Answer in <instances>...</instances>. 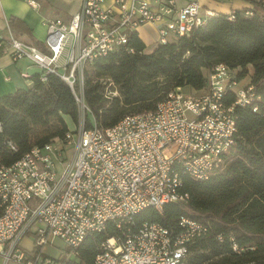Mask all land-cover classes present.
<instances>
[{
  "label": "built area",
  "instance_id": "1",
  "mask_svg": "<svg viewBox=\"0 0 264 264\" xmlns=\"http://www.w3.org/2000/svg\"><path fill=\"white\" fill-rule=\"evenodd\" d=\"M249 1L246 15L253 4L264 11V0ZM218 13L202 0H80L68 20L43 17L45 49L9 33L0 39V55L27 57L41 80L49 73L62 78L84 112V70L97 56L126 43L143 25L154 27L156 46L189 35ZM224 13L232 18L234 9ZM233 70L218 63L201 89L170 90L153 110L126 114L112 126L80 123L63 138L0 163L3 264H67L87 235L108 224L116 234L101 244L93 264H188L190 247L208 234V222L182 215L170 229L157 221L136 224L133 216L147 207L160 211L169 202H188L183 175L203 180L223 163L235 141L234 104L254 96L251 85H238ZM106 81L105 93L118 94ZM227 91L234 94L231 103ZM6 144L16 150L10 140ZM26 233L33 236L30 247L21 242ZM229 238L233 251L244 249ZM56 239L65 247L58 256L43 248Z\"/></svg>",
  "mask_w": 264,
  "mask_h": 264
},
{
  "label": "trees",
  "instance_id": "2",
  "mask_svg": "<svg viewBox=\"0 0 264 264\" xmlns=\"http://www.w3.org/2000/svg\"><path fill=\"white\" fill-rule=\"evenodd\" d=\"M245 9H234L232 18L220 12L189 35L150 51L133 32L126 43L97 56L84 74V125L94 121L108 127L126 114L153 110L170 90L203 88L218 63L238 68L237 79L252 67L248 84L254 96L247 104H234L235 141L223 163L203 180L183 175L188 202H169L160 211L147 207L133 216L136 224L157 221L170 229L177 228L182 215L208 222V234L190 247L188 264H264V11L253 8L246 15ZM13 20L24 25L12 17L9 27L21 26ZM107 77L118 94L105 93ZM225 99L233 102L234 94L227 91ZM65 116L78 123L81 111L69 85L53 73L46 80L35 73L26 88L0 96V163L10 164L34 145L63 138L69 130ZM8 140L16 150L7 146ZM115 234L108 224L104 231L87 235L67 264H93L101 244ZM230 235L242 251L231 249Z\"/></svg>",
  "mask_w": 264,
  "mask_h": 264
},
{
  "label": "crops",
  "instance_id": "3",
  "mask_svg": "<svg viewBox=\"0 0 264 264\" xmlns=\"http://www.w3.org/2000/svg\"><path fill=\"white\" fill-rule=\"evenodd\" d=\"M40 0H35L37 3L36 7L28 4L27 0H0V39L6 38L9 33L23 40L24 42L33 44L41 49L44 47V38L46 35V25L43 22V17L45 15L39 9ZM206 5L219 9L220 12H227L230 9L248 7L250 5L249 0H223L218 3L215 0H202ZM80 0L73 9L70 10L68 16L60 17L63 20H68L71 14H73L78 6ZM16 17L21 20L24 25L18 21L13 23H18L19 25H14V27H9V19ZM154 27L152 25L146 24L138 29L139 37L145 43V51H150L154 48L151 44L152 38L155 36ZM150 41V44L147 43ZM146 44L149 46L147 47ZM152 45V46H151ZM37 66H35L27 57H20L13 59L8 54L0 55V96L15 91L19 88H26L31 83V76L35 73H39ZM238 68H234L233 73H237ZM252 72V67L248 65V73L244 77H247L245 84L249 83V77ZM242 77V78H244ZM240 78V79H242ZM239 79V80H240ZM238 80V81H239ZM193 90L190 86H183L180 90ZM23 244V243H22ZM24 245V244H23ZM31 245V241H30ZM24 245L25 247H30ZM0 264H3V258L0 255Z\"/></svg>",
  "mask_w": 264,
  "mask_h": 264
},
{
  "label": "rangeland",
  "instance_id": "4",
  "mask_svg": "<svg viewBox=\"0 0 264 264\" xmlns=\"http://www.w3.org/2000/svg\"><path fill=\"white\" fill-rule=\"evenodd\" d=\"M78 1L79 0H40L39 1V4H40L39 9L47 18H53L55 16L66 17V16H68L70 10L73 9V6L76 5ZM253 8H255L257 10H261L259 8V6L256 4H253ZM147 43L150 44V41ZM146 46L148 47L149 45L146 44ZM88 67H89V65L86 66L85 70ZM85 70H84V74H85ZM37 71L39 72L40 69L38 68ZM246 81H247V77H244L237 82H238L239 86H243L246 83ZM109 88L111 89V87H109ZM182 91L192 92L191 90L186 91L184 89H182ZM65 120L67 122L68 128L72 130V129H74V127H77L80 123L84 124L83 111H81V117H80L78 123L73 122L69 116H65ZM32 239H33V236L29 233H26L22 237L21 242L24 245L29 246L30 241ZM43 248L47 253H49L51 255H56V256L63 253V250H65V247L63 246L62 241H60L59 239L54 240V242L52 244L44 245ZM250 263H252V262H250Z\"/></svg>",
  "mask_w": 264,
  "mask_h": 264
}]
</instances>
